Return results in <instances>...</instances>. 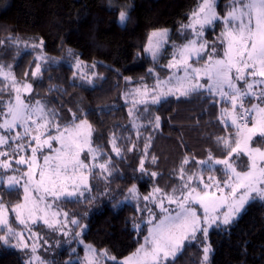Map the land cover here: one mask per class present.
<instances>
[{
    "label": "trees",
    "instance_id": "trees-1",
    "mask_svg": "<svg viewBox=\"0 0 264 264\" xmlns=\"http://www.w3.org/2000/svg\"><path fill=\"white\" fill-rule=\"evenodd\" d=\"M200 1L0 0V67L10 68L19 82H30V96L43 100L59 124L84 119L93 129L92 142L105 167L90 172V187L82 197L58 203L78 216L76 237L115 258L134 251L147 234L146 223L135 229L142 221L137 205L145 196L154 190L173 192L180 180L193 174L216 172L224 177L225 171L204 161L226 157L237 142L234 128L220 118L223 103L208 92L140 105L138 125L122 100L129 86H155L167 73L174 45L187 38L178 28ZM232 2L217 0L218 14L224 16ZM122 11L124 24L118 22ZM159 27L171 31L152 59L143 49L149 31ZM222 32L218 20L204 37L211 42ZM40 43L42 48L37 47ZM76 59L84 63V74L74 69ZM37 63L40 69L34 73ZM10 93L8 81L0 77V105ZM133 186L136 199L122 203ZM22 194L19 187L0 182V199L8 206L19 203ZM91 206L95 208L90 213ZM10 219L19 227L12 214ZM3 232L0 226V237ZM72 244L62 246L48 264H81L82 246ZM0 264L25 261L20 252L0 243ZM160 264H264V196L248 202L231 223L207 234L197 232Z\"/></svg>",
    "mask_w": 264,
    "mask_h": 264
},
{
    "label": "rangeland",
    "instance_id": "rangeland-1",
    "mask_svg": "<svg viewBox=\"0 0 264 264\" xmlns=\"http://www.w3.org/2000/svg\"><path fill=\"white\" fill-rule=\"evenodd\" d=\"M216 2L201 0L179 26L187 38L174 45L167 73L155 86H129L122 100L132 123L138 125L140 105L192 91L215 95L223 103L220 118L234 128L237 142L226 157L210 158L204 164L221 168L225 175L193 174L180 180L173 192L154 190L145 196L137 205L142 221L135 229L146 223L147 234L121 258L76 237L78 216L58 203L61 198L82 197L90 187V172L105 167L92 142V127L84 119L59 124L43 100L30 96V82H19L10 68L0 67V77L8 81L11 91L0 105V182L23 192L21 201L12 206L0 199L4 229L0 243L20 252L25 264H48L62 246L73 241L74 247L82 246L81 264L114 260L160 264L175 256L197 232L207 234L231 223L248 202L264 196V0H233L224 16L218 14ZM125 17L120 12L118 22L124 24ZM218 20L223 23L222 35L209 42L205 30ZM170 31L169 27L151 29L144 54L156 58ZM37 47L42 48V43ZM42 56V51L36 55L38 60ZM73 67L85 73L81 60L76 59ZM39 69L37 63L34 73ZM137 195L133 186L121 202H132ZM11 214L19 227L12 225ZM204 250L206 260L208 245Z\"/></svg>",
    "mask_w": 264,
    "mask_h": 264
},
{
    "label": "water",
    "instance_id": "water-1",
    "mask_svg": "<svg viewBox=\"0 0 264 264\" xmlns=\"http://www.w3.org/2000/svg\"><path fill=\"white\" fill-rule=\"evenodd\" d=\"M1 198V197H0Z\"/></svg>",
    "mask_w": 264,
    "mask_h": 264
}]
</instances>
